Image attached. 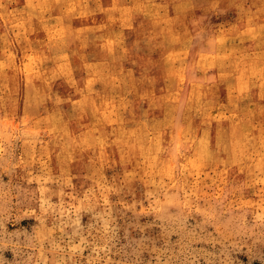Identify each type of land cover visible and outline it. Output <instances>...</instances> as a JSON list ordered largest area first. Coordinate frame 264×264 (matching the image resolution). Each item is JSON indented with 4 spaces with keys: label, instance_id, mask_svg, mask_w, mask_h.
<instances>
[{
    "label": "clouds",
    "instance_id": "clouds-1",
    "mask_svg": "<svg viewBox=\"0 0 264 264\" xmlns=\"http://www.w3.org/2000/svg\"><path fill=\"white\" fill-rule=\"evenodd\" d=\"M18 2L19 0H0V19H7L10 23L23 20L29 25V32L32 31L31 22L34 19H38L43 25L54 23L57 30L63 29V35L58 38L55 48L46 50L53 63L60 62L59 58L66 56L71 64L73 57L79 58L83 64H88L85 49L91 46L100 50L106 39L114 40L115 45L111 55L107 50L102 53V64L106 66L102 76H96L91 70L87 72V78L96 79L97 83L103 86L105 95H101L95 85L88 89L85 86L87 78L83 81V87H80L79 82L72 76V72L76 71L73 66L68 71L67 78L76 83L74 89L82 97L79 104L70 99H61L53 94L51 87H45L43 84H25L23 114L31 116L33 121L45 114L54 115L57 132L47 145L39 149L34 145L21 143L23 157L15 165L12 164V159L16 152L19 128L23 125L13 129L5 125L4 118L17 120L19 84L17 76L0 73V167L10 165L13 168H31L43 161L41 171L50 173L53 156L58 164L66 169L79 155L91 152L89 167L92 175L89 179L96 177L103 180L106 168L114 169L119 165L123 169L121 187L129 185V173H134L136 179H141L148 173L150 181H155L151 185L152 190L159 192L162 187H166L160 183L164 177L157 175L159 165H155L153 169H149V165L157 156L162 160L168 159L179 128L184 134L181 160L196 155L203 161V170L199 187L192 183L194 175L190 178L189 174L182 173L179 167L174 179L178 187L189 193L199 191L212 194L208 197L193 198V209L215 205L217 211L213 214L211 223H223L224 217L227 216L229 224H238L241 230H246L249 235L259 232V235L264 237V103H261L264 102V0H227L229 7L236 9L239 21L234 24L231 35L225 30L228 39L215 51L209 48L208 42L211 40L215 44L219 29L211 30L206 27L204 16L190 21L191 30L185 24L188 14L196 10L197 0H112L114 7H104L103 0H25L22 8L11 7L13 3ZM222 2L224 0H207L206 11L216 13ZM170 4L175 6L176 12L172 20H169L168 15ZM67 9L72 11H66ZM138 9H146L145 14L151 16L159 26L151 25L150 30L141 31L139 38L134 42L135 50H139L141 44L149 51L159 50L163 62V57L168 51L177 46L183 49L181 62L174 67L181 70L186 84L179 92V99L175 104L164 102L166 96L176 92L175 80L167 81L162 90L164 94L156 95L154 86L157 81L149 75L153 67L150 58L145 60L143 75L138 80L133 81L128 72L125 73L118 67L131 55V50L126 47L125 32L134 31L133 24L138 16ZM54 11L59 13L55 19L52 16ZM42 12L47 13V18L41 15ZM100 14L106 17L102 28L97 27L95 23L91 27L79 29L72 25L75 18L88 19ZM248 28L252 29V35H241L242 32L246 33ZM193 33L201 38L197 42L205 49L203 61L198 60L196 52L191 57L184 54L192 48ZM175 37L179 39H174ZM20 39L23 40V36ZM246 42L249 46L243 47ZM32 46L33 44L24 45L25 55ZM44 79L50 86L53 80L60 79V76L59 73H54L46 75ZM189 83L203 84L205 95L196 100L189 94ZM221 85L230 93L227 106L221 105L215 94V89ZM134 89H138V92ZM130 96H135L139 104L148 105L147 110L138 118L133 114L134 101L129 99ZM105 102H115L120 109L115 117L117 125L111 127L110 132L105 131L108 126L94 110V105L102 109ZM48 104L54 106L52 111L47 108ZM64 104H71V120L66 121L64 118L65 114L61 109ZM41 109L45 113L43 116L39 115ZM214 109L239 112L244 128L240 141L221 129L213 145L210 143L207 121L199 128L191 127L194 119ZM154 112H162V118L153 116ZM125 113L132 116L130 121L125 119ZM89 115L93 122L88 124L89 139L88 145L85 146L82 143V131L80 135H67L64 128L74 120L83 129L85 125L81 121ZM129 123L134 126L127 127ZM197 132H201L202 137H197ZM201 139L203 143L200 142ZM240 176L244 179H238ZM115 179L114 177V185ZM116 190L120 189L116 187ZM217 191L219 195H216ZM248 192H251L255 199L246 198ZM9 199L10 192L0 185V201L6 203ZM235 213L242 215L236 216ZM248 214L253 217L250 228L247 226ZM194 241V231L182 232L181 239L175 245L165 244L157 264H194Z\"/></svg>",
    "mask_w": 264,
    "mask_h": 264
},
{
    "label": "rangeland",
    "instance_id": "rangeland-1",
    "mask_svg": "<svg viewBox=\"0 0 264 264\" xmlns=\"http://www.w3.org/2000/svg\"><path fill=\"white\" fill-rule=\"evenodd\" d=\"M24 3L25 0H19L18 4L13 3L11 7L22 8ZM103 6L114 7L112 0H103ZM207 8V0H197L196 10L188 14L185 24L191 30L190 21L204 16L206 27L211 30L219 29L215 44L211 40L208 42L209 48L215 51L227 41L239 17L236 9L229 7L227 0L219 5L216 13L207 12ZM146 11L138 9V16L133 24L134 31L125 32L126 47L131 50V55L118 67L125 73L128 72L133 81L138 80L143 75L145 60L150 58L153 67L149 75L157 81L154 86L156 95L164 94L162 90L166 87L167 81L175 80L176 92L164 98L165 103L175 104L179 99V92L186 84L181 70L174 67L181 62L183 49L177 46L174 50L168 51L163 57V62L159 50L149 51L143 44L139 50L134 49V42L139 38L141 31L150 30L151 25L159 26L151 16L145 14ZM41 15L47 18V13L42 12ZM58 15V12L52 13L54 19ZM168 15L169 20L175 18L174 5H169ZM105 20L106 17L100 14L88 19L75 18L72 25L79 29L91 27L95 23L97 27L102 28ZM31 25L32 31L29 32V25L23 20L10 23L7 19H0V37H5L0 39V73L17 76L20 101L17 120L5 117V125L13 129L23 125L19 128L13 165L19 163L23 157L21 143L34 145L39 149L47 145L57 132L56 117L45 114L43 109L39 115H45L35 121L31 116L23 114L25 84H43L45 87H51L53 94L61 99H70L79 104L82 97L74 89L76 83L67 78L68 71L72 66L76 69L72 76L79 82V86L83 87L88 70L93 71L98 77L102 76L106 67L101 64L102 53L107 50L111 55L115 45L114 40L106 39L100 50L91 46L85 49L88 64H83L77 57L72 58L71 64L66 56L60 57V62L53 63L46 50L55 48L58 38L63 35L62 29L57 30L54 23L43 25L38 19H34ZM225 30L228 35L225 34ZM245 34L252 35V29L248 28L246 33H241ZM21 36L23 40L20 39ZM199 39L201 38L193 33L192 48L184 54L191 57L196 52L198 60L203 61L205 49L200 47L197 42ZM29 44L33 46L28 48L25 55L24 45ZM248 46L247 42L243 45ZM54 73H59L60 79H54L49 86L44 77ZM94 85L101 95L106 94V90L96 79L85 80L88 89ZM188 88L189 94L196 100L202 98L206 92L203 84L189 83ZM134 91L138 92V89ZM215 94L221 105H228L230 93L227 88L221 85L215 89ZM129 99L134 101L133 114L137 118L147 110V103L139 104L135 96H130ZM47 108L52 111L54 106L48 104ZM61 109L65 114V120H71L73 115L71 104H64ZM94 110L108 126L105 131L110 132L111 127L117 125L115 117L118 116L120 109L115 102H105L102 109L94 105ZM152 115L162 118L163 114L154 112ZM125 119L130 121L132 116L125 113ZM205 121L210 128V143L213 145L220 129L230 133L237 141L243 136L244 128L238 111L214 109L194 119L191 127L199 128ZM92 122L89 115L81 121L85 125L82 129L72 120L65 126L64 132L67 135H80L82 131L84 136L82 143L87 146L88 124ZM133 126L131 123L127 125L129 128ZM202 135L201 132L196 133L197 137ZM200 142L203 143V140ZM183 148L184 134L178 128L168 159L162 160L157 156L149 165V169L159 165L157 175L164 177L160 183L166 187H162L159 192L152 190L151 185L155 181H150L148 173L141 179H136L134 173H129L127 176L129 185L121 187L123 169L119 165L114 169L106 168L103 180L96 177L89 179L88 177L92 175L89 167L91 152L79 155L66 169L59 165L53 156L50 173L41 171L43 161L31 168H13L10 165L0 167V185L11 194L8 202L0 201V264H157L165 244L175 245L184 231L195 233V241L192 244L194 264H264V237H261L259 232L249 235L246 230L242 231L238 224H229L227 216L224 217L223 223H211L213 214L217 211L215 205L198 206L193 209V198L208 197L212 194L199 191L189 193L178 187L174 179L177 167L182 173L189 174L190 178L194 175L192 183L197 187L202 178L203 161L196 155L182 161ZM116 159H119L118 155ZM238 179L243 180L244 177L240 176ZM116 187L120 190L117 191ZM216 195H219L218 191ZM246 198L255 199L251 192L246 193ZM234 215L240 216L242 213ZM252 223L253 217L248 214L247 226L250 228Z\"/></svg>",
    "mask_w": 264,
    "mask_h": 264
},
{
    "label": "bare ground",
    "instance_id": "bare-ground-1",
    "mask_svg": "<svg viewBox=\"0 0 264 264\" xmlns=\"http://www.w3.org/2000/svg\"><path fill=\"white\" fill-rule=\"evenodd\" d=\"M62 32H63V29H62ZM107 43V42H106ZM109 45V44H108ZM109 47V46H108ZM97 50V49H96ZM95 53V52H94ZM101 56H102V54H101ZM94 58V57H93ZM94 63V62H93ZM95 63H97V62H95ZM100 63V62H99ZM101 64H102V62H101ZM97 65V64H96ZM99 65V64H98ZM233 123V122H232ZM218 127V126H217ZM235 128L237 127V125L236 126H234ZM219 128V127H218ZM239 128V127H238ZM230 129H231V127H230ZM221 130V129H220ZM237 130V129H236ZM235 130V131H236ZM240 130V129H239ZM235 133V132H234ZM237 133H239V132H237ZM236 135V134H235ZM240 141V140H239Z\"/></svg>",
    "mask_w": 264,
    "mask_h": 264
}]
</instances>
